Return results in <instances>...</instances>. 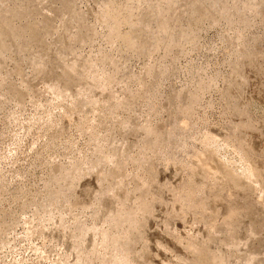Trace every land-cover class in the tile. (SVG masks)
Returning a JSON list of instances; mask_svg holds the SVG:
<instances>
[{"label":"rangeland","instance_id":"1","mask_svg":"<svg viewBox=\"0 0 264 264\" xmlns=\"http://www.w3.org/2000/svg\"><path fill=\"white\" fill-rule=\"evenodd\" d=\"M0 264H264V0H0Z\"/></svg>","mask_w":264,"mask_h":264}]
</instances>
